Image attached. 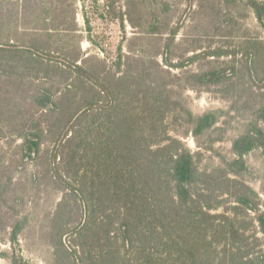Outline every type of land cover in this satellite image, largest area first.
I'll use <instances>...</instances> for the list:
<instances>
[{
	"label": "rangeland",
	"instance_id": "1",
	"mask_svg": "<svg viewBox=\"0 0 264 264\" xmlns=\"http://www.w3.org/2000/svg\"><path fill=\"white\" fill-rule=\"evenodd\" d=\"M249 4L250 0H0V45H32L42 57L58 63L44 62L49 68L76 62L98 82L128 75L135 87L133 78L143 76L145 84L164 87L163 97L177 105V113L165 119L170 136L190 150L199 172L209 173L236 158L232 143L254 128L257 111L264 106V25L255 20ZM9 55L0 59V264H10L13 252L29 264H61L74 254L57 243L50 221L64 197L61 180L73 174L66 168L67 151L60 147L67 127L59 112L41 109L36 99L44 88L58 95L66 79L56 71L48 79L44 67L35 76L29 74L21 63L8 61ZM208 71L217 74L213 78L222 80L220 84L203 86L192 77ZM80 96L81 102L106 103L103 95L83 90ZM183 109L195 116L210 111L219 115L210 130L194 138L185 115H179ZM258 125L264 128V122ZM24 135L38 137L37 157H23ZM243 160L246 168L233 178L252 190L253 202L255 191L264 212V150L253 149ZM211 188V202L220 206L211 213L229 212L234 199L224 189ZM14 228H19L15 251L10 243ZM246 235L254 245L255 264H264V236L255 222ZM62 240L74 249L70 238Z\"/></svg>",
	"mask_w": 264,
	"mask_h": 264
},
{
	"label": "trees",
	"instance_id": "2",
	"mask_svg": "<svg viewBox=\"0 0 264 264\" xmlns=\"http://www.w3.org/2000/svg\"><path fill=\"white\" fill-rule=\"evenodd\" d=\"M249 6L264 25V0H250ZM84 22L90 33L85 16ZM89 41L95 44L91 37ZM4 54L29 74L35 76L44 67L48 79L55 71L66 79L58 95L44 88L36 99L41 109L59 112L67 127L60 147L67 151L66 168L73 174L61 180L64 197L50 221L57 243L74 254L61 264H255L254 245L246 233L255 222L264 236V212L255 191L253 202L252 190L233 176L246 168L247 153L264 150V128L258 125L264 122V106L257 111L254 128L232 143L236 158L201 173L190 150L168 132L165 119L177 113V105L163 97L164 87L145 84L143 76L133 78L135 87L128 75L98 82L76 62L51 69L44 62L53 61L32 45H0V59ZM213 76L217 74L209 71L192 75L203 86L220 84ZM83 90L105 96L106 103L81 102ZM179 115H185L184 122L198 138L213 127L219 112L195 116L183 109ZM22 139L23 157H37L38 137ZM212 185L234 199L229 212L211 213L220 207L211 202ZM18 233L14 228L10 239L14 251ZM64 237L74 249L64 245ZM10 264L29 263L13 252Z\"/></svg>",
	"mask_w": 264,
	"mask_h": 264
}]
</instances>
